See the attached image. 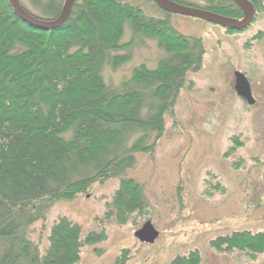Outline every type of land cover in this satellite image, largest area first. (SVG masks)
I'll list each match as a JSON object with an SVG mask.
<instances>
[{"label":"trees","instance_id":"16d2710c","mask_svg":"<svg viewBox=\"0 0 264 264\" xmlns=\"http://www.w3.org/2000/svg\"><path fill=\"white\" fill-rule=\"evenodd\" d=\"M31 1L41 11L37 18L55 20L64 0ZM205 1L201 10L242 18L231 0ZM125 22L134 37L156 40L165 57L154 70L133 69L112 88L102 68L108 63L114 71L131 59L129 53L112 55L133 44L121 43ZM204 55L201 39L176 32L169 14L147 17L126 0H76L65 23L50 31L30 28L0 0V264H77L84 247L105 242V228L82 237L78 224L60 217L41 256L28 232L53 203L74 200L94 184L119 179L105 221L124 226L143 212L142 187L124 174L134 166L135 154L154 149L165 114L172 112L187 75L202 67ZM210 246L255 258L264 254V232H233ZM127 260L123 250L113 264ZM171 264H201V259L192 251Z\"/></svg>","mask_w":264,"mask_h":264},{"label":"rangeland","instance_id":"374dc122","mask_svg":"<svg viewBox=\"0 0 264 264\" xmlns=\"http://www.w3.org/2000/svg\"><path fill=\"white\" fill-rule=\"evenodd\" d=\"M126 1L147 17L165 18L154 2ZM180 1L192 9L208 6L205 0ZM18 2L41 17L31 0ZM169 19L182 36L201 39L205 55L202 67L187 75L172 112L165 114L164 131L154 149L135 154L134 166L124 174L142 187L143 212L133 214L124 226L105 221L106 203L119 179L94 184L74 200L53 203L29 228L41 256L49 246L53 222L65 217L80 226L82 237L102 227L107 233L105 242L82 249L77 264H113L123 250L126 264H171L192 251L199 253L201 264H264V254L253 258L210 246L217 237L233 232H264V13L247 30L234 34L197 18L169 15ZM132 40L129 50L112 54L129 53L127 63L114 71L108 63L103 65L107 86L118 87L141 65L154 70L165 57L156 40L134 37L125 22L121 43ZM234 72L249 78L255 104L246 105L236 95ZM146 221L158 232L153 244L134 237Z\"/></svg>","mask_w":264,"mask_h":264},{"label":"water","instance_id":"95a60500","mask_svg":"<svg viewBox=\"0 0 264 264\" xmlns=\"http://www.w3.org/2000/svg\"><path fill=\"white\" fill-rule=\"evenodd\" d=\"M76 0H64L60 15L55 20H43L32 16L20 5L18 0H6L11 12L24 24L35 30L50 31L61 27L67 20L71 8ZM155 5L164 13L169 15H180L197 18L207 23L217 25L227 31L241 32L247 29L253 21L254 10L246 0H231L241 11L240 20L219 16L209 11L184 7L170 0H152ZM234 91L238 97L246 101L248 105L254 104L251 96L250 85L241 73H235ZM134 237L142 244H153L158 237V232L154 229L150 221H146L143 226L135 232Z\"/></svg>","mask_w":264,"mask_h":264},{"label":"flooded vegetation","instance_id":"af4514ba","mask_svg":"<svg viewBox=\"0 0 264 264\" xmlns=\"http://www.w3.org/2000/svg\"><path fill=\"white\" fill-rule=\"evenodd\" d=\"M246 1L252 6V8L254 10V17H253V21H252V24H253L254 22L257 21L258 16L260 17V14L264 13V6H263V1L264 0H246ZM247 29H245V30H247ZM262 33H263V31H261L259 34H257V36H258L257 38L258 39H262ZM235 73L236 72H234V85H235ZM242 74L245 76V78L247 79V81L249 82V85H250V81H249V78L247 77V75L245 73H242ZM258 85H259V83H258ZM250 90H251V88H250ZM251 96H252V93H251ZM252 98H253V96H252ZM241 100H242V102L244 104L248 105L246 103V101H244L243 99H241ZM254 104H255V100H254ZM232 140H233L234 143L237 144V146H240V144L238 143V141L235 138H233ZM232 149H234V148H232Z\"/></svg>","mask_w":264,"mask_h":264},{"label":"bare ground","instance_id":"6f19581e","mask_svg":"<svg viewBox=\"0 0 264 264\" xmlns=\"http://www.w3.org/2000/svg\"><path fill=\"white\" fill-rule=\"evenodd\" d=\"M225 31H227V30H225ZM231 32H233V33H239V32H235V31H231ZM242 32V31H241Z\"/></svg>","mask_w":264,"mask_h":264}]
</instances>
